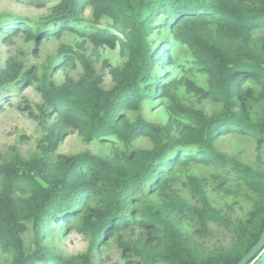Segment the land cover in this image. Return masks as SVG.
Listing matches in <instances>:
<instances>
[{"label":"trees","instance_id":"trees-1","mask_svg":"<svg viewBox=\"0 0 264 264\" xmlns=\"http://www.w3.org/2000/svg\"><path fill=\"white\" fill-rule=\"evenodd\" d=\"M34 1L50 5L41 20L0 14L4 42L83 40L0 71L7 105L40 94L18 105L44 130L31 154L0 152V264H103L95 252L111 243L125 264L239 263L264 230V0ZM102 47L124 60L98 69ZM149 103L164 122L146 117ZM75 131L106 151L58 152ZM234 139L254 144V160L222 148ZM212 225L228 243H206ZM73 230L90 245L66 255Z\"/></svg>","mask_w":264,"mask_h":264},{"label":"rangeland","instance_id":"rangeland-1","mask_svg":"<svg viewBox=\"0 0 264 264\" xmlns=\"http://www.w3.org/2000/svg\"><path fill=\"white\" fill-rule=\"evenodd\" d=\"M50 5H41L34 0H0V14L3 12L11 13L13 15L22 16L25 19L35 22L41 20L49 12ZM91 12L88 9L86 11V18L89 19ZM10 19L5 20V24L10 23ZM3 36L0 35V71L4 68L6 60L11 57H25L29 63L46 65L50 60L56 57L57 51L62 44H69L77 48L78 42L83 38L75 37L73 34L65 32L60 38L54 37L40 44L34 40H26L24 33L13 34L11 42H4ZM85 51L87 55L91 54V45L87 44ZM101 57L96 61V67L101 68L105 59H112L114 63L119 64L124 60V57L118 50H110L102 47L100 49ZM27 61V60H26ZM169 66V65H168ZM167 66V67H168ZM81 70V66H80ZM161 72L162 68L158 69ZM60 77V76H59ZM106 88L112 86L111 76L109 71L105 74ZM15 91H13L14 93ZM5 92H0V105L7 103L4 101L3 96ZM17 95L20 98H11L10 102H14L13 105H7L3 111H0V152L5 157L9 156L13 151H21L25 156L31 154L38 149V141L41 138L44 130L38 119L31 116L25 109L22 110L19 107V103L22 99H28L36 108L37 105L43 102L39 93H37L32 87L23 91H18ZM162 107L159 104L149 103L146 106L145 115L148 119L154 122H164L165 116L161 111ZM152 111V113H151ZM143 146H148V142H141ZM107 144L87 143L82 136L75 131L69 135L58 149L60 153L72 154L81 152L86 149H92L96 153H102L106 151ZM222 148L226 151L243 150L246 155H249L252 160L256 154L254 144L242 139H234L231 142H223ZM201 172H204L201 169ZM230 235L221 227L212 225L210 234L206 239L208 245L217 244L220 241L228 243ZM59 245L62 247L63 252L66 255H75L87 251L90 241L83 234L76 230L66 234L60 241ZM96 261L103 264H125V260L122 258V252L116 244H110L106 249L102 251H96Z\"/></svg>","mask_w":264,"mask_h":264},{"label":"water","instance_id":"water-1","mask_svg":"<svg viewBox=\"0 0 264 264\" xmlns=\"http://www.w3.org/2000/svg\"><path fill=\"white\" fill-rule=\"evenodd\" d=\"M264 250V230L256 245L247 253V255L237 264H251L253 260H255L260 254L261 251Z\"/></svg>","mask_w":264,"mask_h":264}]
</instances>
